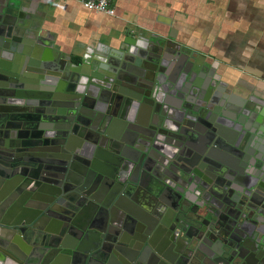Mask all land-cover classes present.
I'll return each mask as SVG.
<instances>
[{"label":"water","instance_id":"95a60500","mask_svg":"<svg viewBox=\"0 0 264 264\" xmlns=\"http://www.w3.org/2000/svg\"><path fill=\"white\" fill-rule=\"evenodd\" d=\"M15 33L0 9V264H53L59 256L65 264L115 257L124 264H264V159L248 148L246 126L230 118L223 146L208 93L190 94L202 111L173 101L182 108L177 119L166 103L171 62L186 81L183 92L196 82L192 66L182 65L188 53L156 39L133 52L120 46L94 68L89 57L74 64ZM130 56L143 65L135 77L126 70ZM258 163L253 192L240 176ZM191 186L216 200L195 239L188 235L192 208L182 203ZM167 187L178 196L172 219L160 206Z\"/></svg>","mask_w":264,"mask_h":264},{"label":"crops","instance_id":"0c3cea01","mask_svg":"<svg viewBox=\"0 0 264 264\" xmlns=\"http://www.w3.org/2000/svg\"><path fill=\"white\" fill-rule=\"evenodd\" d=\"M109 4L114 10L113 17L88 11L71 0H0V9L14 25L16 36L28 34L29 40L35 42V48L54 52L74 64L85 56L91 59L92 67L100 68L111 51H119L120 46L133 52L131 50L138 51V47L148 46V42L156 39L179 45L188 53L182 65L192 66L189 75L196 76V82L183 92L186 81L175 71V63L167 66V78L174 83L166 82L168 92L164 96L166 103L171 102L177 110L172 116L177 119L182 113V108H175L173 101L180 100L192 110L202 111L205 105H200L190 94L200 96L206 92L212 100L209 109L218 111L219 120H222L224 138L221 144L227 146L231 138L229 132L232 129L228 120L237 118L250 133L248 148L254 157L262 161L264 0H110ZM130 58L129 63L125 62L126 70L130 77H135L143 65L139 60L140 64H136V59ZM128 86L133 87L131 84ZM125 90L134 93L131 89ZM254 114L255 117H252ZM226 156V162L232 164V156ZM255 166H248L244 176H240L241 182L249 189L258 180L253 175L260 170L259 163ZM258 192H262L261 189ZM166 201L169 204L168 198ZM165 203L162 202L164 207L161 208H167L172 219L169 205ZM190 210L186 211L193 219V223H188L189 228L194 229L191 232L198 233L200 222L197 219L211 221V218L205 217V209ZM261 233L264 234V227ZM261 243H264V235ZM261 248L259 246L258 250ZM228 251L224 248L225 256Z\"/></svg>","mask_w":264,"mask_h":264},{"label":"flooded vegetation","instance_id":"af4514ba","mask_svg":"<svg viewBox=\"0 0 264 264\" xmlns=\"http://www.w3.org/2000/svg\"><path fill=\"white\" fill-rule=\"evenodd\" d=\"M170 176H173V175H170ZM174 178V177H173ZM147 182L149 181V180H146ZM166 183H168V185L173 189L176 185L174 184V181L172 180V179H166ZM205 185V184H204ZM172 189H170L169 187H167V188H164V191H163V193L161 194V196L159 197V198H161V204H160V206H162V207H164L163 206V204H162V202L163 203H167V201H166V198H168L169 199V204L167 203V205H169V209H170V211H171V213H173L172 212V210L173 209H175L176 208V206H177V199H178V196L176 195V192L175 191H173ZM200 192L201 194H200V196H197L196 195V192ZM145 192L148 194V195H150L149 193H148V191L147 190H145ZM186 193V195H185V200H184V202H182L184 205H185V207H189V208H195V206H201L202 208H200V209H205V207H203L204 205H206V201H208V199L210 198V196H209V194H207L205 191H203L201 188H197V189H193V186H191L190 187V190L189 191H186L185 192ZM175 196V197H174ZM143 197H145V196H142L141 198H143ZM150 197H151V195H150ZM144 199V198H143ZM143 199H142V201H143ZM154 199V198H153ZM140 201H141V199H140ZM165 203V204H166ZM167 209V208H166ZM172 209V210H171ZM149 216V215H148ZM205 217H209V215H207V216H205ZM144 218V217H143ZM150 218H152L153 219V217H151V216H149V217H146V221H148L149 223L151 222V220L152 219H150ZM197 221H199L200 223H199V226H201V225H205L206 224V219H203V218H198L197 219ZM192 230H194L193 228H189L188 229V235L190 236V237H192V238H197L198 237V235H199V233H197V232H195V233H193V232H191ZM156 246H159V244H156ZM194 246L196 247V249H199L200 251H202V253H205L206 252V248H205V246L204 245H202L201 243H197V244H194ZM187 248L188 249H192L191 247H189V246H187ZM186 248V249H187ZM185 253L186 254H189V252L187 251H185ZM202 253H200V252H197V257H198V259H201L202 257H203V261L204 262H208L209 261V259H208V257H206V256H204V254H202ZM124 263H128V262H124V261H122L121 259H119V258H114L112 261H110V264H124Z\"/></svg>","mask_w":264,"mask_h":264},{"label":"built area","instance_id":"2783aa9c","mask_svg":"<svg viewBox=\"0 0 264 264\" xmlns=\"http://www.w3.org/2000/svg\"><path fill=\"white\" fill-rule=\"evenodd\" d=\"M88 11H92L98 14H103L108 17L114 16V10L110 6V0H71ZM200 192H196L197 196H200Z\"/></svg>","mask_w":264,"mask_h":264},{"label":"rangeland","instance_id":"374dc122","mask_svg":"<svg viewBox=\"0 0 264 264\" xmlns=\"http://www.w3.org/2000/svg\"><path fill=\"white\" fill-rule=\"evenodd\" d=\"M216 203V200H214L213 198H209L208 199V201H206L205 203H206V205H204L203 207H205V216H207V215H209L210 216V214L209 213H207L208 212V206H210L211 205V203ZM200 208H202V207H197V206H195V209H197V210H199ZM196 213V212H195ZM210 218V217H209Z\"/></svg>","mask_w":264,"mask_h":264},{"label":"bare ground","instance_id":"6f19581e","mask_svg":"<svg viewBox=\"0 0 264 264\" xmlns=\"http://www.w3.org/2000/svg\"><path fill=\"white\" fill-rule=\"evenodd\" d=\"M1 244H3V242H1ZM67 260V258H65V256H59L57 259L54 260L53 264H65V261ZM74 262L77 263V259H74Z\"/></svg>","mask_w":264,"mask_h":264}]
</instances>
